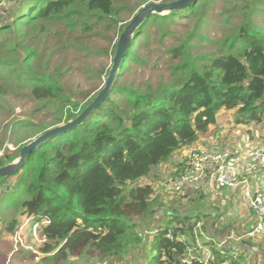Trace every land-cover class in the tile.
<instances>
[{
	"label": "trees",
	"instance_id": "1",
	"mask_svg": "<svg viewBox=\"0 0 264 264\" xmlns=\"http://www.w3.org/2000/svg\"><path fill=\"white\" fill-rule=\"evenodd\" d=\"M239 1L221 10L231 12L229 18L235 11L239 22L216 51L196 55L189 38L165 51L171 75L156 87L132 86L124 77L131 62L145 64L136 49L147 38L148 28L160 25L164 35L167 30L162 25L183 13L153 15L142 24L103 103L78 127L43 142L27 155L19 171L0 180L1 200L8 198L7 206L16 212L7 221L0 219L5 232L13 235L22 217L40 225L43 264L119 259L141 248L144 264H181L188 251V264H240L242 253L231 255V249L204 238L199 215L181 214L178 196L161 203L150 185L140 184L174 153L195 145L216 124L221 110L234 111L240 125L264 121V0ZM0 7L5 10L0 16V81L5 74L11 76L16 87L26 88L34 100L55 110L57 123L74 119L94 95L81 98L67 87L62 61L51 68L56 50L44 55L42 44L38 48L34 42L58 35L65 51L79 48L83 37L78 33L92 31L98 22L123 30L129 22L120 19L124 3L0 0ZM189 36L203 38L195 30ZM19 151L1 157L0 167L14 161ZM9 181L13 183L8 185ZM198 224L201 233H195ZM203 251L210 253L207 261Z\"/></svg>",
	"mask_w": 264,
	"mask_h": 264
},
{
	"label": "rangeland",
	"instance_id": "2",
	"mask_svg": "<svg viewBox=\"0 0 264 264\" xmlns=\"http://www.w3.org/2000/svg\"><path fill=\"white\" fill-rule=\"evenodd\" d=\"M170 1L174 0H119L125 6L120 14V19L128 22L148 2ZM204 2L205 0H199L196 3L197 8L191 13L181 12L183 14L174 16L172 22H165L162 25L167 30L164 35L161 34L162 27L160 25L155 24L148 28L147 38H143L136 49L137 55L144 58L145 64L140 66L137 62H131V71L124 77L127 79V83L136 87H144L145 85L156 87L160 82H168L171 73L167 66L165 51L172 46L179 45L187 38L193 45L192 51L196 55H210L216 51L218 43L239 22L235 11L232 13L234 16L229 18L231 12H221V10L228 9L235 3L241 4V2L239 0H210L203 11L201 10L199 13ZM2 15H5V10L0 7V16ZM226 19H228L227 22ZM193 30L203 38L189 36ZM121 32L122 29L119 25L108 28L107 22L101 21L94 24L92 31L78 33L79 36L83 37L78 40L79 48L62 50V39L58 35L50 36L44 41L37 38L34 46L39 48V44H42L44 55H47L49 49L54 48L56 51L54 55H51V68L56 67L62 61L61 71L67 87L73 88L81 98L89 99L92 95L95 96L104 84L106 70L110 69L112 63L113 54L111 52L114 50L113 46ZM82 48H89L99 54L89 55ZM41 62H44V59ZM4 77V81H0L2 87V92H0V158L6 154L14 156L19 148L31 142L44 130L64 124V122L57 123L58 118L52 107L34 100L26 88L16 87L8 74H5ZM219 118L220 128L223 130L229 128L231 123H235L234 120L232 122L230 120V118L235 119L234 112H224ZM24 122H27L26 126ZM237 125L243 126L239 127V130H235L236 134L233 141L239 144L241 132L245 128H249L250 125ZM251 127L255 129L256 125L252 124ZM214 132L215 130H213V135ZM252 135V130L249 128L246 131V136L243 135L246 138L249 137L245 146L250 150L263 149L264 132L262 136ZM232 159L233 157L230 158V160ZM16 160L17 158L14 161ZM167 164L168 162L163 164V169L162 166L153 168L149 175L140 181L141 185L148 184L152 187L154 196L160 197L161 203L168 200V197L174 196L171 191V182L175 177V171L172 170V167L169 171ZM10 183L12 184L13 181H9L8 185ZM1 197L2 194H0V219H3L4 222L15 216L16 212L14 208L7 206L6 200L8 198L1 200ZM194 206H191L192 209L188 205L181 206L182 212L193 211ZM3 222L0 224V258L2 261L6 260V264H43L44 256L39 250L42 243L38 233L40 225H33L31 220L26 221L25 218H21L16 232L8 236ZM241 243L243 242H236L235 248L238 249L237 245ZM255 243L258 245L262 241L256 239ZM236 249H233L231 255L238 256L240 254L234 251ZM262 259H264V255L257 258L248 254L244 256L240 264H260ZM72 262L73 264H144L145 257L141 248L131 252L125 258H111L102 261L87 258L84 261L74 259Z\"/></svg>",
	"mask_w": 264,
	"mask_h": 264
},
{
	"label": "crops",
	"instance_id": "3",
	"mask_svg": "<svg viewBox=\"0 0 264 264\" xmlns=\"http://www.w3.org/2000/svg\"><path fill=\"white\" fill-rule=\"evenodd\" d=\"M224 112L231 113L234 111L221 110L217 115L216 124L211 126L205 135L200 136L194 146H200L203 147V149L212 151L228 149L233 157L231 160L233 165L232 167L239 175L238 178L248 181L252 186L258 188L260 187L264 192V165H261L258 161H249L246 159L245 153H247L250 149H248L245 145L248 142L249 137H244L246 136V131L249 130V128L252 130V136L257 134L262 136L264 132V121L261 124L256 125L255 129L251 127L252 124H250L249 128H245L239 136V144H236L233 141L236 131L239 130V127L243 126L231 123V126L225 130L220 128L221 122L219 117L221 114H224ZM230 120L231 122L232 120L235 121L234 118H230ZM213 130H215L214 135ZM251 145L253 146L252 143ZM190 147L183 148L174 153L166 165L168 170L170 167L173 168V171L175 169L182 168V164L187 158ZM160 166H162L161 168L163 169L164 165L162 164ZM179 198V205L181 206L188 205L190 206V209H192L191 206L195 205L193 211H189L202 218L201 220L204 224L205 232H202V226L198 224L199 229L201 230L199 233L202 232L204 237L212 239L215 243L224 241L231 232L237 234L246 233L255 225L256 215L252 210H248L242 205V194L240 190H218L211 185H207L203 188L187 190L179 196ZM186 212L188 211L181 212V214H186ZM23 218L24 217H22V219ZM154 218L156 220L162 219L161 216H156ZM25 220L29 221L26 218ZM150 226H152L151 223H149L148 227ZM8 236L10 235L8 234ZM256 239L261 240L262 243L256 245ZM256 239L243 240V243L237 245L238 249L235 248L234 244L231 245L230 248L226 247V249H231L232 251L233 249H236L234 251L237 253H246L243 255V258L248 254L260 258L264 255V239ZM188 253L190 252L188 251ZM203 254L206 256L207 251H203ZM0 264H6V260L3 262L0 258ZM260 264H264V259H262Z\"/></svg>",
	"mask_w": 264,
	"mask_h": 264
},
{
	"label": "built area",
	"instance_id": "4",
	"mask_svg": "<svg viewBox=\"0 0 264 264\" xmlns=\"http://www.w3.org/2000/svg\"><path fill=\"white\" fill-rule=\"evenodd\" d=\"M232 157L228 149L212 151L191 146L186 160H184L181 169H175L174 179L171 182V191L174 195H182L187 190L203 188L211 185L218 190L231 189L241 190L242 205L248 210H252L256 215V222L250 231L243 234L231 232L227 238L216 243L217 247L226 248L236 242H242L245 239H264V192L259 187L252 186L248 181L238 179L239 175L233 169L230 158ZM246 159L249 161H258L264 165V149H252L246 153ZM199 225L197 231L199 233ZM208 241V237H204ZM181 257V264L189 263L191 254ZM210 253L204 255L207 261Z\"/></svg>",
	"mask_w": 264,
	"mask_h": 264
},
{
	"label": "water",
	"instance_id": "5",
	"mask_svg": "<svg viewBox=\"0 0 264 264\" xmlns=\"http://www.w3.org/2000/svg\"><path fill=\"white\" fill-rule=\"evenodd\" d=\"M199 0H174L170 2H148L142 6L138 12L129 20L123 28L117 40L114 55L112 57L111 67L104 84L89 104L72 120L62 125L47 129L37 136L31 142L20 148L16 161L0 167V180L5 179L19 171L25 162L27 155L35 150L43 142L53 139L62 133L70 131L89 118L91 113L103 103L111 94L115 81L118 77L120 66L122 65L126 54L131 47L136 31L153 15L165 16L174 12H184L196 5Z\"/></svg>",
	"mask_w": 264,
	"mask_h": 264
}]
</instances>
